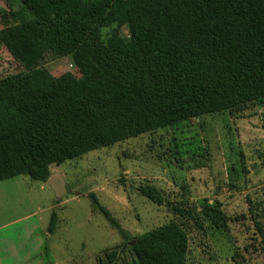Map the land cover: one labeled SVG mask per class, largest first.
Masks as SVG:
<instances>
[{"label":"trees","instance_id":"1","mask_svg":"<svg viewBox=\"0 0 264 264\" xmlns=\"http://www.w3.org/2000/svg\"><path fill=\"white\" fill-rule=\"evenodd\" d=\"M2 1L0 47L22 72L0 79V181L46 183L51 167L91 150L264 99V0ZM46 56L68 58L80 76L69 70L50 80ZM139 193L164 202L153 186ZM201 211L225 224L221 211ZM56 223L52 212L48 234ZM187 249L176 226L130 246L139 264H185Z\"/></svg>","mask_w":264,"mask_h":264},{"label":"rangeland","instance_id":"2","mask_svg":"<svg viewBox=\"0 0 264 264\" xmlns=\"http://www.w3.org/2000/svg\"><path fill=\"white\" fill-rule=\"evenodd\" d=\"M43 63L50 80L69 70L80 76L69 59ZM20 72L0 47V79ZM50 172L65 183L60 200L25 175L0 181V264H139L131 243L164 226L186 235L185 264H264V99L91 150ZM145 185L159 191L162 205L139 193ZM204 204L223 213V226L204 216ZM52 212L57 223L48 234Z\"/></svg>","mask_w":264,"mask_h":264},{"label":"water","instance_id":"3","mask_svg":"<svg viewBox=\"0 0 264 264\" xmlns=\"http://www.w3.org/2000/svg\"><path fill=\"white\" fill-rule=\"evenodd\" d=\"M47 185L53 191L55 198L60 200L66 195L65 183L60 175H51L47 180ZM133 244V242L131 243Z\"/></svg>","mask_w":264,"mask_h":264},{"label":"crops","instance_id":"4","mask_svg":"<svg viewBox=\"0 0 264 264\" xmlns=\"http://www.w3.org/2000/svg\"><path fill=\"white\" fill-rule=\"evenodd\" d=\"M66 59H68V58H64V59H61V60H66ZM46 69V68H45ZM48 71V70H47ZM49 72V71H48Z\"/></svg>","mask_w":264,"mask_h":264}]
</instances>
